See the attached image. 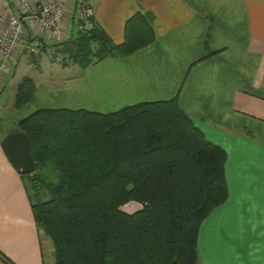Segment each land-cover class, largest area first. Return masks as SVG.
<instances>
[{
  "label": "crops",
  "instance_id": "obj_1",
  "mask_svg": "<svg viewBox=\"0 0 264 264\" xmlns=\"http://www.w3.org/2000/svg\"><path fill=\"white\" fill-rule=\"evenodd\" d=\"M86 2L93 22L113 43L122 41L124 21L135 12L149 16L152 42L126 56L104 58L51 87L42 77L34 81L28 63L44 65L40 54L55 50L58 41L26 25L0 98L10 85L14 98L23 76L35 89L19 107L0 101V138L31 111L77 109V98L85 94H107L123 106L175 96L204 138L225 152L226 198L199 224L196 264H264V0ZM14 9L12 0H0V13ZM74 32L75 24L66 22L61 40ZM30 39L39 41L40 51L27 63L23 45ZM209 52L214 53L205 57ZM125 205L135 210L138 204ZM0 264H53L50 241L34 224L25 182L1 149Z\"/></svg>",
  "mask_w": 264,
  "mask_h": 264
},
{
  "label": "trees",
  "instance_id": "obj_2",
  "mask_svg": "<svg viewBox=\"0 0 264 264\" xmlns=\"http://www.w3.org/2000/svg\"><path fill=\"white\" fill-rule=\"evenodd\" d=\"M153 38L149 16L135 12L119 43L93 22L53 46L62 66L85 69ZM34 89L23 76L14 106ZM15 130L28 137L35 169L20 177L53 264H196L199 224L226 198L225 152L204 138L175 96L108 112L37 108ZM128 202L140 207L128 213Z\"/></svg>",
  "mask_w": 264,
  "mask_h": 264
},
{
  "label": "built area",
  "instance_id": "obj_3",
  "mask_svg": "<svg viewBox=\"0 0 264 264\" xmlns=\"http://www.w3.org/2000/svg\"><path fill=\"white\" fill-rule=\"evenodd\" d=\"M12 3L14 10L0 13V90L1 80L20 40L26 37L27 27L34 26L46 37L59 42L64 36L66 22L75 24V32L93 25L92 10L84 0H12ZM39 51L40 44L36 39L23 45L28 62L36 58Z\"/></svg>",
  "mask_w": 264,
  "mask_h": 264
},
{
  "label": "rangeland",
  "instance_id": "obj_4",
  "mask_svg": "<svg viewBox=\"0 0 264 264\" xmlns=\"http://www.w3.org/2000/svg\"><path fill=\"white\" fill-rule=\"evenodd\" d=\"M84 1L87 4V2H86L87 0H84ZM43 57H44V65L39 64V66L36 68L32 65V63H28L26 56H23L22 61L28 63V65H29L28 70L30 71V75L33 77L34 81L35 82L37 81V77H42V78H44V85H47V86L52 87V86L56 85L54 83L61 82L62 79L65 77L75 76L74 75L75 73L82 74L87 68L86 67L85 69L82 70L78 66H77L78 69H76L77 67L69 68V66H66V67L62 66V61L60 60V55H59L57 50H52V49H51V51L44 50V53L40 54V58L42 59ZM9 67L10 66L7 67V70L9 69ZM18 76L19 75L17 72V73H15V75L13 77L8 79V85L14 83L18 79ZM18 81H17V83H18ZM16 84H15V87H16ZM10 86H8L4 90L3 96H1V98H0V101H5V100L9 99L7 102L8 104L13 102V98H12L13 94H12V90L10 89ZM2 87H3V80H1V88ZM98 95L100 96L101 99L96 98L94 96H90V95L87 96V94H85L84 96L77 98V101L79 102V106H74V107L75 108H77V107L83 108V109L92 110V111L95 110L98 112H108V111H112V110L118 109L121 106H123V104H121V102L110 101V98L108 97L107 94H98ZM97 109H101V110H97ZM135 207L138 209L139 204L135 205ZM123 210L128 212V213L134 211L130 207V205L129 206L128 205L123 206Z\"/></svg>",
  "mask_w": 264,
  "mask_h": 264
},
{
  "label": "water",
  "instance_id": "obj_5",
  "mask_svg": "<svg viewBox=\"0 0 264 264\" xmlns=\"http://www.w3.org/2000/svg\"><path fill=\"white\" fill-rule=\"evenodd\" d=\"M0 149L19 175L30 174L34 165L29 154V141L22 131L7 132L0 138Z\"/></svg>",
  "mask_w": 264,
  "mask_h": 264
}]
</instances>
